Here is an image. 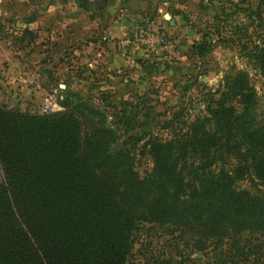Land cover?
I'll return each mask as SVG.
<instances>
[{"label":"trees","instance_id":"16d2710c","mask_svg":"<svg viewBox=\"0 0 264 264\" xmlns=\"http://www.w3.org/2000/svg\"><path fill=\"white\" fill-rule=\"evenodd\" d=\"M218 1L227 3L190 21L200 34L189 45L197 56L213 46V34L236 38L235 7L263 25L264 0L257 9L256 0ZM263 35L247 54L264 77ZM86 84L64 89L60 110L0 104V264H128L146 223L170 234L179 254L204 252L201 264H264V240L254 241L264 236V192L237 186L247 176L264 185V113L249 72L226 73L204 95L202 113L170 136L138 131L117 149L106 109L124 132L139 130L144 100L129 92L111 103L107 93L81 92ZM144 154L152 167L140 174Z\"/></svg>","mask_w":264,"mask_h":264},{"label":"rangeland","instance_id":"374dc122","mask_svg":"<svg viewBox=\"0 0 264 264\" xmlns=\"http://www.w3.org/2000/svg\"><path fill=\"white\" fill-rule=\"evenodd\" d=\"M258 1L263 0L253 1L255 8ZM197 2L202 3V0H190L186 2L187 8L184 7L189 20L196 24L208 14H212L214 6L218 7L219 4L227 3L213 1L211 9L209 8V12L205 14L194 9ZM204 3L209 5L212 2L206 0ZM261 8L263 9L261 14L263 25L260 27L257 25L258 18L254 16L255 14L235 7L233 11L235 20L232 18L231 21L236 27L238 26L236 38L226 40V33L217 36L213 34V46L208 52L198 56L190 51V47L181 48V45L176 42L177 46L171 48V59H136L138 64L134 69H129L130 65L124 59L112 60L115 61V65H111L109 61L106 62L107 59H12L9 62L10 84L7 85L11 88L9 90L12 95L9 97L17 98L19 103L13 102L0 93V104L28 112H43L41 105L44 99L51 96L53 108L49 111L60 110L62 106L59 100L65 93L64 89L77 91L83 83L87 84L81 92L87 91L91 95H96L95 97L101 92L107 93L111 103L116 104H119L122 95L126 96L129 92H135L136 95L129 96V99L134 102L144 100L145 106L142 107V113L147 110V107L150 109V112L147 110L146 116L140 114L139 130L136 127L130 130L131 132H124L123 127L114 123L111 115L114 111L113 107L106 109L108 112L105 124L115 133V138L110 142V149H117L125 146L126 142H130L128 138L130 133L136 134L138 131L140 133L149 131L161 137L170 136L172 130L180 129L183 121L192 120L196 114L202 113V108L205 106L203 97L210 88L220 87L226 73L240 68L249 72L259 99L258 109L264 113V77L256 70L252 57L247 54L250 43L259 41V35L261 37V34H264V2ZM155 23L157 26L158 22ZM160 29L156 27V30ZM168 31V29L160 31L165 35V42L173 39V33ZM102 34L108 35L107 31ZM199 39L200 34L196 39L188 41L192 40L194 43ZM60 83L65 86H60ZM89 84H93L91 87L94 88L89 89ZM2 85L5 83L0 80V86ZM116 142L119 146L113 147ZM151 167L152 161L148 154L137 156L136 169L140 174L149 171ZM0 181H4L1 165ZM237 186L264 192V185L250 176L239 180ZM263 240L264 236L254 239L255 242L261 243ZM174 241V238L162 227L146 223L135 235L128 264H166L167 260L170 264H201L202 260H205L206 254L201 250H192L189 255L186 250H182L179 254L180 247ZM199 252L200 255H198Z\"/></svg>","mask_w":264,"mask_h":264},{"label":"crops","instance_id":"0c3cea01","mask_svg":"<svg viewBox=\"0 0 264 264\" xmlns=\"http://www.w3.org/2000/svg\"><path fill=\"white\" fill-rule=\"evenodd\" d=\"M204 1L194 9L210 8ZM96 2L0 0V80L5 83L0 93L12 95L7 85L12 59H107L111 65L116 64L114 59H124L134 69L136 59H171L176 42L189 47L199 35L182 13L190 0H106L102 7ZM140 28L150 33L168 29L173 39L162 44L151 39L158 46L154 50L136 34ZM106 31L109 36L102 34Z\"/></svg>","mask_w":264,"mask_h":264},{"label":"built area","instance_id":"2783aa9c","mask_svg":"<svg viewBox=\"0 0 264 264\" xmlns=\"http://www.w3.org/2000/svg\"><path fill=\"white\" fill-rule=\"evenodd\" d=\"M136 34H138L139 37H141L143 40L146 42H151L152 41L158 44H162L165 42V35L164 33L158 31L155 33H150L149 31H146V29L140 28L138 31H136ZM152 42L150 46H152ZM153 49L156 50L158 48L157 44H153ZM41 111H49L52 110L53 106V100L51 96H48L46 99H44L42 105H41Z\"/></svg>","mask_w":264,"mask_h":264},{"label":"water","instance_id":"95a60500","mask_svg":"<svg viewBox=\"0 0 264 264\" xmlns=\"http://www.w3.org/2000/svg\"><path fill=\"white\" fill-rule=\"evenodd\" d=\"M105 3H106V0H97V2H96V6L97 7H102L103 5H105ZM171 23H173V20H171ZM60 86H65V84H62V83H60ZM108 124V123H107ZM119 146V143L118 142H116L115 143V145L113 146V147H118ZM198 255H200V252L198 253Z\"/></svg>","mask_w":264,"mask_h":264}]
</instances>
